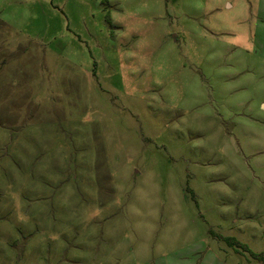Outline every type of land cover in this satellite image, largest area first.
<instances>
[{"label": "rangeland", "instance_id": "obj_1", "mask_svg": "<svg viewBox=\"0 0 264 264\" xmlns=\"http://www.w3.org/2000/svg\"><path fill=\"white\" fill-rule=\"evenodd\" d=\"M264 0H0V264H264Z\"/></svg>", "mask_w": 264, "mask_h": 264}, {"label": "trees", "instance_id": "obj_2", "mask_svg": "<svg viewBox=\"0 0 264 264\" xmlns=\"http://www.w3.org/2000/svg\"><path fill=\"white\" fill-rule=\"evenodd\" d=\"M222 238L225 239L231 246H236L237 248H242L244 250L250 251L249 247L246 244L241 243L240 241L234 238H231V237H222ZM251 254L253 257H255L256 259L264 263V253L251 252Z\"/></svg>", "mask_w": 264, "mask_h": 264}]
</instances>
